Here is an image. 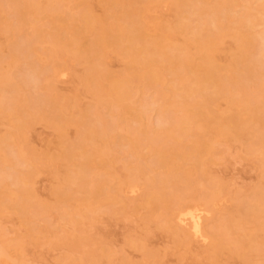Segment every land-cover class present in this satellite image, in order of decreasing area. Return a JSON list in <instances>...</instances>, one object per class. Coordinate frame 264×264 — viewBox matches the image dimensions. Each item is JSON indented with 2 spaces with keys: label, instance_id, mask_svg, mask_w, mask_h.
Segmentation results:
<instances>
[{
  "label": "rangeland",
  "instance_id": "obj_1",
  "mask_svg": "<svg viewBox=\"0 0 264 264\" xmlns=\"http://www.w3.org/2000/svg\"><path fill=\"white\" fill-rule=\"evenodd\" d=\"M219 5L232 19H221L231 28L222 38L216 22L204 23ZM143 9L151 43L117 40ZM246 13L259 20L240 26ZM198 28L204 41L213 32L216 76L228 91L201 92L204 55L184 45ZM263 32L264 0H0V150L14 164L0 161V264H264V142L257 126L238 127L229 105L242 95L229 66L234 34L255 35V81L243 87L264 91ZM154 41L190 64L174 71L157 54L155 65L139 62ZM196 103L209 104L201 121L192 119ZM156 158L187 181L157 192L151 179L168 168ZM238 223L236 240L215 255L211 231ZM251 239L262 245L241 248Z\"/></svg>",
  "mask_w": 264,
  "mask_h": 264
},
{
  "label": "bare ground",
  "instance_id": "obj_2",
  "mask_svg": "<svg viewBox=\"0 0 264 264\" xmlns=\"http://www.w3.org/2000/svg\"><path fill=\"white\" fill-rule=\"evenodd\" d=\"M198 1H200L201 3H203V2L209 3L211 0H198ZM221 7H222V11H226V13H227V15L224 18H223V16L220 15ZM201 9L202 8H198L197 9L198 11L200 10L199 13L200 12H203V14H205L207 12L206 9H204V8L202 10ZM213 11H212V13H213ZM230 11H231L230 7H228V6H220L219 5V7L216 8V11L214 12V13H216V15L214 16V18H212V19L210 18L211 19L210 21H208V19L207 20L204 19V21H205L204 23H208V22L209 23L210 22L213 23V22H216L217 28H219L220 31L222 32V35L220 34V36H218L219 38H222L223 35H224V33L226 32V31H224L222 29L228 28V29L231 30V28H229L227 26H223L222 23H221V21H222L221 19H224L225 21L232 20L231 17H230V15H229V12ZM184 12H186V11H184ZM188 12H190V11H188ZM209 13H211V11L208 12L206 15H209ZM187 17L188 16L183 17V18L180 17L181 19H184V20H181V19H180L181 21L179 20V24H177L178 25L177 26L178 29H182L183 31H186V29H188L189 17L186 20ZM143 18H145L144 9H143L142 13H139V18H138L137 21H135L136 23H133V24L127 26V27L120 26L119 31L115 35L116 39L119 40V41L121 39H125V40H127L129 42H134V41H137L138 42V41L143 40L147 44L148 43H151V37H150L149 33L147 32V29H149V28H147L146 21H145V19L143 20ZM257 18L258 17H255V15H253V14L246 13L244 16H242L238 20V22H240L239 24H241L240 26H242V27H250V26L253 25V23H254L255 20H259V18L258 19ZM189 22H191V21H189ZM238 29H241V27H238ZM212 33L210 31V33L205 34V36H207V40L204 41V37L202 35V31L198 28L196 30V32H194L193 37H191L188 40H186L185 43H184V45L185 46H190V45L194 44V46L196 47V49L199 50L200 52H202V54L204 55V61H203L204 65L202 67V70L205 72V78L202 80V83H201V87H203L201 89V92L204 89H206V87H214V88H217L218 91L225 92V91H228V90L227 89H224L225 90L224 91L223 89H221V86H222L221 83H222V81H221V79H219L216 76V72L218 71L219 68H218L217 65H215L214 58H213V55H212L213 54L212 53V50H213V48L215 46L214 41L212 39H209V37L212 35ZM192 34H193V32H192ZM231 34H234V33H231ZM250 35L251 36L248 37L247 35L243 36V35H235L234 34V36L236 37V39L238 41H240V44L237 47L238 54L235 56L234 61H232L231 63H229V66L233 69V71H235V74L238 77V80L236 79L237 82H235V81L234 82L236 84L239 83V82L241 83V85L239 86V89H240V91H242V95H241V97H237V98H234L233 96L229 97V99H230V104L229 105H230V108H232L235 111V114L237 116V125H238V127L240 129L247 130V129H250V128L254 127V126H257L258 127L257 133L262 137V141L264 142V91L260 95H258V93L260 92V89H257V91L254 92L255 94H253V93L248 92L243 87L244 86L243 83H245V82H247V83H254V81H255V74L257 72L256 71V67L257 66L255 65L257 63L256 62L254 63V61L250 58V52H249V49L252 48L253 45H254V40H255V37L254 36L255 35L253 36V33L250 34ZM149 37H150V39H149ZM261 39H262L263 44H261L260 47L257 48V51L256 52L258 54H261L263 52V50H264V32L261 33ZM155 43H156V41L153 42L154 45H155ZM147 44H145L143 46V50H142V53H145L146 54L144 56V58L141 59V61H139V60H135V61L143 62L144 64L155 65L156 62L152 58V56L154 54H157V55H159V56L162 57V63H167L169 65H172L173 66L172 70L174 69V71L176 69H179V68H185L186 65L190 64V58L187 59V60H185V61H183V60L179 59V57H177V56H169L168 54H166L167 51H168L167 44H162L161 42H157L156 45H155V47L153 49H148ZM170 49L171 50H179V51H182L183 47L182 48H179V47L178 48H176V47H169V50ZM149 56H151V58H149ZM261 64H262V66L264 65V63H261ZM150 75H151V77L156 82L160 78L159 71L156 70V69H154V70L151 69L150 70ZM259 76L262 78V77H264V74L261 73V72H259ZM240 77H241V80H239ZM230 95H232V94H230ZM225 96L227 97V95H225ZM259 98H261V99H259ZM125 99H126V95L125 94H119V96L117 98V101H114V102L115 103L116 102H119L122 105L123 104V100H125ZM196 104H197V107L199 109L201 108V110H199L196 115L194 114L195 117L193 116L192 119L193 118H196L197 115H200L199 121H201V120H203V116L205 117V114H206V111L208 110L209 104H208V106H206L205 103L203 105H200V106H198V103H196ZM121 105H117V106L121 107ZM170 105H172V104L170 103ZM146 110H148V109L146 108ZM165 114H164V116H165ZM143 116L144 115L140 116V119ZM161 116H162V114H161ZM165 117L163 118V120L165 119ZM164 128H162V129H164ZM164 130H162V132ZM144 131H146V130H144ZM93 132L94 131L92 129H89L88 132L86 131V134L84 133V135H83L85 137L84 139L87 138L88 140H91V137L94 134ZM147 132L150 133L151 131L149 132V130H148V131L144 132V134L147 135V137H148V133ZM164 132H166L165 134H168V131H164ZM164 132L162 134H164ZM151 133H153V132H151ZM151 133H150V135L152 136ZM160 133L158 134V136H160ZM218 134L221 135V134H224V132L219 131ZM154 135L156 136V134L154 133L152 139H150V140H149V138L151 136L148 137V140L150 142H151V140H154V139L157 140V138H154L155 137ZM3 141H5V140H3ZM151 143L153 144V142H151ZM152 146L153 147H151V148H152V151H153L155 149L154 147H156V145L153 144ZM163 150L159 149V151H158V149L156 148V151L154 150L153 152H155V154L156 153H160L159 156L161 155L160 157H162L163 155H162V152L161 151H163ZM169 153L170 152L166 153V154H168V157L170 155ZM2 154H4L3 157H2ZM6 154H8V153H6ZM6 154L2 150V152L0 154L1 155L0 158H2V159H0L1 164H2V161H4L3 158H6L5 160L8 161L6 164L14 165V164L10 163V162H13V160L11 161V159L7 158L8 156L5 157ZM136 154H137V151H136ZM155 156L156 157H159L158 155H155ZM159 159L156 158L157 163H155V165L157 164L158 167H159V165H158V163H159L158 160ZM161 160L162 159H160L159 161H161ZM159 164H160V166L162 165L163 167L168 166L167 162H165V163H159ZM3 165H5V162H3ZM83 165L84 164L79 165L81 167V171L84 170L83 169V167H84ZM166 168H168V167H166ZM181 169L182 168H180L178 170H175V169L172 168V166H170L168 168V171H167L168 173L166 172V174L164 175V177H162L160 175L159 176L160 179H158L157 181L155 180L156 178L155 179L154 178L151 179V185H153L155 187V189H156L157 192L165 191L168 187H172V186L176 188V185L181 184V182H183V181L184 182L187 181L186 176L184 177V173L181 172ZM134 177L135 176H133V178ZM69 179H71L70 176H69V178L67 177V180H69ZM132 181H133V179H131V181H129V182H132ZM178 182H180V183L178 184ZM148 183L150 184V182H148ZM177 189H179V188H177ZM28 192H29V190H28ZM213 195H214V193H212L211 195H208V197L206 199H204V202L207 203V204H209L210 202H212L213 201ZM19 196H21V195H19ZM260 197H261V201L262 200L264 201V194H262L261 196L259 195V199H260ZM9 198L11 199V194H9ZM146 198H147V201H148V199H149L148 195H147ZM263 222L261 223L260 227H258L260 230H264V223ZM229 225L226 226L227 227V230L225 229V231L223 230V232L213 233V231H211V234H209L212 237V239L214 240V242H215L213 244V252H215V255L216 254H219V252L222 251V249L231 246V241H232V239H234L233 236L234 235H235L234 237L237 236L234 232H236L235 231V226L236 225L239 226V223L238 224H232V225L229 224ZM220 231H222V230H220ZM234 240H236V239H234ZM256 243H258V242L255 241L254 239H251L248 242H244L242 240L240 242V245H241V248H243V249L244 248H246V249H254L253 246L258 245V244L259 245H262L264 242H260L262 244H260V243L256 244Z\"/></svg>",
  "mask_w": 264,
  "mask_h": 264
}]
</instances>
